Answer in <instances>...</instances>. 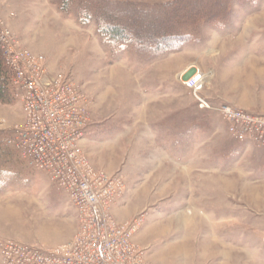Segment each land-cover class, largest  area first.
<instances>
[{"label": "rangeland", "instance_id": "1", "mask_svg": "<svg viewBox=\"0 0 264 264\" xmlns=\"http://www.w3.org/2000/svg\"><path fill=\"white\" fill-rule=\"evenodd\" d=\"M125 6L138 15L152 9L149 19L168 34H150L178 48L101 34L109 14L125 19ZM0 7L13 15L21 43L92 100L87 136L98 149L90 158L123 177L117 206L138 221L135 240L151 264H264V148L232 138L184 83L201 70L214 105L264 113V0H0ZM176 34L182 42L170 39ZM9 99L0 100V115L21 122V101ZM4 147L0 240L70 241L79 221L68 193Z\"/></svg>", "mask_w": 264, "mask_h": 264}, {"label": "built area", "instance_id": "2", "mask_svg": "<svg viewBox=\"0 0 264 264\" xmlns=\"http://www.w3.org/2000/svg\"><path fill=\"white\" fill-rule=\"evenodd\" d=\"M12 18L0 11V46L25 116L11 124L0 115V144L17 151L30 167L49 173L70 196L79 227L70 241L55 247L0 240L2 264H151L135 240L138 221H120L114 213L126 192L123 177L97 167L82 145L92 100L68 74L51 71L44 54L21 43L9 23ZM206 74L197 70L184 82L198 106L218 112L237 142L263 149L264 113L214 105L203 95Z\"/></svg>", "mask_w": 264, "mask_h": 264}, {"label": "trees", "instance_id": "3", "mask_svg": "<svg viewBox=\"0 0 264 264\" xmlns=\"http://www.w3.org/2000/svg\"><path fill=\"white\" fill-rule=\"evenodd\" d=\"M124 8L128 9L126 10L127 12L125 11L126 13L124 14L125 19H119L115 14H109L106 20L108 21V23L105 25H101L99 27V31L101 32V34L108 36L115 41H122V42L129 41L141 47H147L148 45H150V47H154V49L157 48L164 50L167 47H169V44H171V47L178 48L176 43L172 44L171 41L167 40L168 37H165V39L163 38L156 39V36L150 34L151 32L153 33L155 31H156L155 32L156 35L166 36L168 34L167 31L162 32L161 30L156 28L157 27L155 23L156 20L152 21L149 19L152 9L144 11L140 13V15H138L137 9H135L134 7L132 8L131 6H125ZM133 17H135V21L133 20ZM138 22L140 23L137 24ZM170 36H171L170 39L172 41L182 42L181 40H179L180 38L182 39V37H180V34L169 35V37ZM12 78H13V71L7 65L4 56V51L0 46V100L1 101H9L11 94L14 95ZM0 146L8 147L3 144H0Z\"/></svg>", "mask_w": 264, "mask_h": 264}, {"label": "crops", "instance_id": "4", "mask_svg": "<svg viewBox=\"0 0 264 264\" xmlns=\"http://www.w3.org/2000/svg\"><path fill=\"white\" fill-rule=\"evenodd\" d=\"M92 141L96 142L95 140H92ZM92 141H91V142H92ZM82 145H83L85 151L89 154L90 157H91V156H94V154H95V150L98 149V148H97V147H98L97 145H91V144H90V141H89L87 135H86V137L83 139V141H82ZM101 168H102V167H101ZM103 169H104V168H103ZM117 204H118V201H117V202L115 203V205H114V213H115L116 217L118 218V220H120V221H124V220H126L127 218L133 216V214H130V213H128L126 210H123L122 208L118 207Z\"/></svg>", "mask_w": 264, "mask_h": 264}]
</instances>
